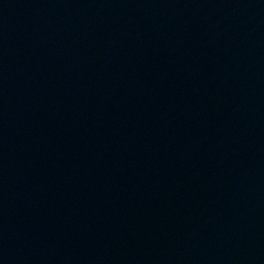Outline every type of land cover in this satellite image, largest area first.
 <instances>
[{"label": "water", "instance_id": "obj_1", "mask_svg": "<svg viewBox=\"0 0 264 264\" xmlns=\"http://www.w3.org/2000/svg\"><path fill=\"white\" fill-rule=\"evenodd\" d=\"M0 264H264V0H0Z\"/></svg>", "mask_w": 264, "mask_h": 264}]
</instances>
